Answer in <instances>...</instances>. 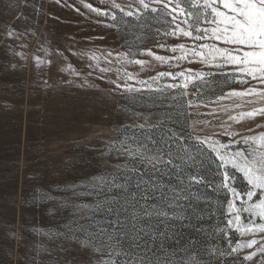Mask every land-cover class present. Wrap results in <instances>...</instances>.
I'll return each mask as SVG.
<instances>
[{
	"label": "snow or ice",
	"instance_id": "obj_1",
	"mask_svg": "<svg viewBox=\"0 0 264 264\" xmlns=\"http://www.w3.org/2000/svg\"><path fill=\"white\" fill-rule=\"evenodd\" d=\"M51 2L73 7L98 28L114 32L119 43L75 52L70 46L67 50L82 62L80 69L67 63L63 52L48 49H43V56L34 54L33 66L51 67L62 59L66 66L59 71L68 76L63 83L110 98L113 112L124 115L127 122L105 142L100 152L105 166H98V174L65 185L61 196L40 194V200L52 201L58 213L67 210L68 216L56 228L41 230L58 243L54 248L41 246L36 257L50 254L48 264H242L240 249L259 245L243 260L251 261L259 252L258 264H264V132L236 139L239 133L229 123L264 118V107H252L227 120L216 117V108L188 112L232 98L264 104V0H99V6L79 0L85 12L68 0ZM4 7L12 11L14 22L24 24L29 23L27 10L44 14V0H9ZM152 21L157 22L155 28ZM3 27L4 50L27 61L26 52L17 48L27 49L24 38L34 35L33 29L20 31L7 22ZM106 39L90 36L84 42L95 45ZM149 39L152 47H144ZM170 39L186 42L169 43ZM73 42L79 43L74 38ZM157 49L167 54H158ZM157 66L169 70L150 75ZM220 77L242 89L216 95L209 85ZM212 95L215 99H208ZM189 115L213 117L193 121L212 134L194 135L187 123ZM109 158L117 163L106 166ZM205 158L215 164L218 177L209 186L230 197L227 212L221 211L223 227L217 226L227 243L222 250L211 241L204 245L182 241L175 232L178 221L190 220L184 202L205 195L191 191L205 182L198 170ZM235 172L247 181L246 191L233 184ZM236 233L251 238L234 241ZM10 236L15 238L11 230ZM169 240H175L174 247H169Z\"/></svg>",
	"mask_w": 264,
	"mask_h": 264
},
{
	"label": "rangeland",
	"instance_id": "obj_2",
	"mask_svg": "<svg viewBox=\"0 0 264 264\" xmlns=\"http://www.w3.org/2000/svg\"><path fill=\"white\" fill-rule=\"evenodd\" d=\"M8 2L9 0H0V34L4 32L3 25L6 22L15 23L20 31L31 27L35 34L24 38L27 49L17 48V51L26 52L27 61L8 54L4 50L3 36L0 35V264H33V257H36L41 246L54 248L58 243L43 235L41 230L56 228L68 216L67 210L58 213L53 208L52 201L40 200V194L47 192L53 196H61L64 194L61 189L65 185L79 183L98 174V166H105V161L100 157L105 142L117 134L116 129L121 123L127 122V118L114 113L110 98L106 99L96 90L80 89L63 83L68 76L59 71L60 67L66 66L62 59L51 67L44 65L39 69L32 63L34 54L44 55L43 49H48L49 52L59 50L67 57V63L80 69L83 65L79 57L67 49L71 46L75 52L77 49L96 46L116 47L119 38L114 32L98 28L73 7H62L51 0H44L42 16L33 15L31 10H27L28 24L14 22L12 11L5 10L4 7ZM86 2L99 6V0ZM68 3L80 7L81 12L86 11L80 6L79 0H68ZM152 24L153 28L157 26L156 21H152ZM90 36H107V39L97 41L95 45L84 42V38ZM73 38L79 43L74 44ZM168 42L186 41L170 39ZM152 45L151 39L144 43V47ZM156 51L161 55L167 54L163 50ZM10 63L17 67L13 69ZM167 70L166 66H157L149 74L155 75L157 71ZM209 88L219 95L221 90H241L242 86L237 82L226 84L220 77ZM208 99H215V96H209ZM235 103H240L242 107L235 108ZM222 106H226L228 110L221 111ZM252 107H264V104L249 105L239 98H232L210 107H192L188 112L208 113L216 108V117L227 120L228 116H238L241 111L251 110ZM211 119L214 118L207 115H189L187 123L194 135H211L206 128L200 130L203 125L193 123ZM229 123L239 133L236 139L264 132V127H256L264 124V118L260 116L253 120ZM249 128L253 131L249 132ZM221 139L227 142V138ZM115 163V158H109L106 166ZM198 170L203 172L205 182L194 186L191 191L205 195L184 202L186 215L190 220L178 221L175 232L182 241H197L201 245L211 241L222 250L227 248V243L220 237L217 226L223 227L224 217L221 216V211L227 212L226 201L230 197L209 186L218 180L215 164L205 158L203 168ZM235 176L233 184L238 190L246 191L248 184L242 173L235 172ZM33 197L37 198L35 204L32 202ZM10 230L15 238H11ZM250 238L236 233L234 241ZM256 238L259 239V235ZM175 243V240L168 241L169 247H174ZM235 246L234 242L233 247ZM258 246L240 249L238 258L242 264H258L262 255L259 252L251 261L243 260V256L255 251ZM7 253H11V257ZM51 258L50 254L41 253L36 257L35 264H48Z\"/></svg>",
	"mask_w": 264,
	"mask_h": 264
}]
</instances>
